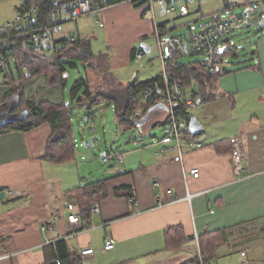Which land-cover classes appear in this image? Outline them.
<instances>
[{
  "label": "crops",
  "instance_id": "1",
  "mask_svg": "<svg viewBox=\"0 0 264 264\" xmlns=\"http://www.w3.org/2000/svg\"><path fill=\"white\" fill-rule=\"evenodd\" d=\"M203 2L188 0L186 14H173L175 20H188L181 26L186 31L181 35L204 26L192 29V23L202 15ZM234 6H240L242 12H259L264 10V0H224L212 21L217 15L221 19V13L226 17L235 14ZM154 14L157 22L155 7ZM80 19L70 23L73 27L65 31L66 37L55 38L57 31L53 34L55 42L68 40L75 32L90 41L92 65L78 64L82 72L76 79L85 77L91 90L100 88L109 78L122 83L139 81V71H131L133 55L153 34L144 5L134 7L123 2L108 7L98 17V24L93 16ZM256 39L249 64L240 70H223L226 56L222 59L220 69L224 73L218 79L215 100L199 104L192 113L202 132L192 140L183 138L180 153L174 142L158 143L163 134L151 145L125 154V158L123 155V168L106 178L107 196L100 202V213L92 218L97 227L76 236L66 235L71 228L64 219L63 207L65 201H76L67 192L79 183L74 187L65 179L71 177L75 161L61 164H72L63 166L70 170H65L61 179L58 165L42 158L49 125L43 123L27 132L0 133V264H55V245L60 241L66 242L71 253L92 248L93 256L82 259L87 264H162L176 253L182 257L172 264H189L194 254L184 250L188 240L219 231L227 232L228 242L216 249L212 264H264V31L259 30ZM225 41L223 46H227ZM54 86L47 85L45 77L39 75L23 82L22 89L26 98L38 102H66L65 88ZM9 91L10 86L2 85L0 100ZM162 117L159 114L148 123L153 127ZM236 136L242 140L244 165L250 174L242 181H235L229 154L230 141ZM190 141L203 147L192 148ZM161 147L166 151L157 153ZM113 167L111 164L109 168ZM194 169L199 171L197 179L188 175ZM64 179L69 186L64 185ZM6 190L22 195L12 198ZM168 190L178 202H171ZM187 195L192 196L190 202L185 200ZM55 215L60 218L56 228L43 230L53 224ZM169 229L180 230L184 242L179 249L166 252L163 249ZM107 237H112L115 245L102 252ZM184 252L188 254L183 257Z\"/></svg>",
  "mask_w": 264,
  "mask_h": 264
},
{
  "label": "trees",
  "instance_id": "2",
  "mask_svg": "<svg viewBox=\"0 0 264 264\" xmlns=\"http://www.w3.org/2000/svg\"><path fill=\"white\" fill-rule=\"evenodd\" d=\"M77 0H20L19 5L15 7V12L20 13L31 8H35L40 16V19L47 22L50 11L61 5L74 3ZM100 6L102 0H90ZM131 3L134 7L144 5L142 0H120ZM113 3V0H109ZM114 6V5H111ZM110 6V7H111ZM253 11V10H251ZM219 16H214V21H217ZM146 39V38H145ZM145 39H142L144 41ZM89 40L79 38L70 42L69 40L54 41L57 51L48 56L46 54L33 55L31 63H27V72H22L19 65L9 69L4 80L6 86H10V91L2 96L0 100V118L3 114L10 111L9 114L16 115L24 112L26 114L23 120L7 119L0 120V133L20 130L27 132L39 125L45 123L50 127V135L44 146L42 158L50 163L57 165L71 163L76 160V140L72 130V113L73 108L67 102L60 104H52L48 102H38L36 98H26L22 89L23 82L30 78L42 75L46 79L49 86L60 85L64 87L67 80L68 69L76 68L78 64L85 67H91L93 53ZM229 50L220 55L221 60L229 55L230 46L228 41H225ZM135 53V52H134ZM26 54L22 55L23 61ZM173 63L168 68L171 74L177 81L181 83L183 88L198 98L199 104L209 103L216 98L217 82L220 76L224 73L220 67L213 73L205 72L197 62L182 63L177 55L170 57ZM0 71H2L0 69ZM13 71L18 74L14 79ZM3 72V71H2ZM27 74L30 78H27ZM163 87V80L161 75L145 81H132L131 83L116 82L115 79L109 78L104 81L101 87L91 90L87 84L86 78H77L72 87V96L76 105L85 110L92 108L99 109L100 106H112L115 117L119 122L128 121L126 112L131 110L134 105L141 107L145 112L153 106V103H143L138 100V95L144 88H150L154 92H158ZM155 99V98H154ZM104 106V107H105ZM182 104H178L177 112L180 117L189 120L192 113L182 112ZM93 113H88L90 117ZM162 115L157 123L161 126L165 125L166 114L158 112L149 120L152 123L153 118L157 115ZM94 116V115H93ZM130 122V121H128ZM133 125L132 122H130ZM134 126V125H133ZM191 140L194 138L188 134ZM117 152V151H116ZM123 155V154H122ZM107 179L102 180H81L79 185L74 189L68 191V195L76 199L77 204L81 210V216L86 226H90V218L88 212L90 206L97 202L100 204L107 196L105 187ZM101 206V204H100ZM182 232L178 229H169L166 233V244L163 250L172 251L177 250L183 244ZM200 249L205 262L211 264L212 260L216 257V249L228 242L226 231L207 232L198 237ZM57 251V262L59 264H84L83 258L79 254L71 253L68 250L65 241L57 242L55 245ZM189 264H198L195 256H192L188 262Z\"/></svg>",
  "mask_w": 264,
  "mask_h": 264
},
{
  "label": "built area",
  "instance_id": "3",
  "mask_svg": "<svg viewBox=\"0 0 264 264\" xmlns=\"http://www.w3.org/2000/svg\"><path fill=\"white\" fill-rule=\"evenodd\" d=\"M144 2L145 14H149L153 23V35L155 36V49L158 51L159 60L161 62V77L163 87L156 93L150 88H144L138 95V100L143 103L151 102L153 106L161 103L166 107L165 123L168 125L164 136L158 142L160 144H170L174 142L177 151L180 153L183 138H188L190 134L188 122L184 117H180L177 109L178 104H182V112L191 113L199 105L198 98L186 91L181 83L177 81L168 72V68L173 64L170 60L172 55H177L179 58L186 56H196L198 65L207 73H213L220 67L222 62L219 54V49L223 46V42L227 36L241 30L253 29L259 25V20L264 16V10L259 12L247 11L239 14H230L225 19H218L210 24L204 25L198 31L187 35L169 36L167 24L160 25L155 20L154 7L160 6L166 14H186L188 0H142ZM126 1L102 0V4L98 6L90 0H77L74 3L56 6L50 13L47 22L40 19V16L35 8L15 13V15L0 24V69L8 71L9 69L19 65L22 72H27V63H31L33 55L46 54L48 56L54 54L58 49L54 44L53 34L57 28L64 23H75L80 18L93 16L96 18L95 24L99 23L98 17L100 14L111 5H117ZM102 26L101 24L99 25ZM79 38L78 33H73L69 37L70 42H74ZM186 47V48H185ZM26 54L24 59L22 55ZM146 52L141 48L135 50L133 61L140 64ZM155 98V99H154ZM146 113V112H145ZM144 116V111L141 107L134 105L131 110L126 112V118L130 122L137 121ZM189 146L195 149L202 148V144L189 142ZM165 148L161 147L157 153L165 152ZM230 158L235 181H242L250 176L249 171L244 165V151L242 140L236 136L230 141ZM105 159L110 162L123 163V155L119 152H108ZM194 179L199 177L198 169L191 170L188 173ZM7 194L12 198L20 197L21 192L6 190ZM171 195V202H178L179 199L172 193L171 190L166 192ZM190 195H187L185 200L190 202ZM65 210V221L67 226L71 228V232L66 234L76 236L81 232L90 229H95L97 225L93 221V217L100 213L101 206L95 202L90 206L88 216L90 226H86L82 219V214L79 205L76 201H65L63 203ZM59 216L52 217L53 224L49 223L43 230H54L55 222L59 220ZM102 224V226H104ZM65 235V236H66ZM115 241L112 237H107L102 248V252H107L113 249ZM191 249L192 254L197 258L198 264H207L200 249L198 237L188 240L187 246ZM92 248H86L79 252L80 258L93 256ZM175 255H178L176 253ZM174 256V255H173ZM178 257V256H176ZM59 264V262H57ZM212 264V263H211Z\"/></svg>",
  "mask_w": 264,
  "mask_h": 264
},
{
  "label": "rangeland",
  "instance_id": "4",
  "mask_svg": "<svg viewBox=\"0 0 264 264\" xmlns=\"http://www.w3.org/2000/svg\"><path fill=\"white\" fill-rule=\"evenodd\" d=\"M203 1L204 2L201 12L202 15L199 16L198 19L194 21V23H192V25L194 26H192V29L194 28V30H197L201 24L205 25L213 22V14L215 12H219L222 9L224 0ZM19 3L20 0H0V24H2L5 20L11 19L15 15V7L19 5ZM155 11L158 23L166 22L170 19V21L167 23V28L170 30L171 28L175 27L168 34L179 36L186 33V31L182 29L181 26L183 24H186L188 20L184 21V18L175 20L173 14H164V11L160 6H155ZM241 12L242 8L240 6H234L232 9V13L238 14ZM226 15L227 14L225 13H221V19H225ZM72 27L73 24L70 23H64L60 25L57 28V35L55 33L54 37H66L65 31L67 32V29ZM61 28L62 32L59 31V29ZM247 30L249 31L244 32L245 30H241L227 36L231 51L229 55L224 58L223 70L227 72H235L240 70L243 66L249 64V58L251 53L253 52L252 49H254L255 42L257 41V39L253 40V38L258 35L259 30L264 31V28H261L258 25L253 29ZM145 41L146 45L150 46L151 51L144 55L143 59L140 61V64L133 61L131 66V71H134V73H137V71H139V81H145L154 78L161 75L162 73L158 51L154 48L156 43L155 36L151 34ZM199 59L200 58L196 56H186L180 58V62L194 63L198 62ZM2 71H0V87L2 85H5L4 80L7 74L6 71ZM78 72H82L81 65H78L73 69H68L66 78L67 82L62 88H65V91H63V93L66 102L73 108L72 130L77 141L76 152L79 151V153L81 154H77L76 160L73 164L74 168L75 166L77 167V170L74 171L73 166L71 167L73 168L71 171V177H68V175L65 177L64 173L65 170L69 171L70 167H63L68 166L69 164L58 165V174L61 176V179L63 176L67 181H72V185L74 187L85 178L90 180H101L108 177H113L114 175L118 174L119 170L123 168V164H120L119 162H110L105 159V155L108 152H120L124 155L125 158V154H130V152L149 146L155 140L160 139L166 132L168 127L166 123L163 126L157 124L153 127L148 123L142 129H138L136 126L131 125V123L128 121H117L114 110L108 106H105V104L100 106L99 109L92 108L89 110H85L84 108L78 107L74 102V99L72 100L71 96L72 87L74 85ZM13 75L14 79L18 77V74L14 71ZM27 87L31 88L28 82ZM195 109L193 111H195ZM193 111L191 113H193ZM88 113L93 114L89 117ZM92 137L95 138V140L93 141V146L85 148L82 142L88 143L90 138ZM193 137L195 138L196 136ZM111 164L114 165L113 168H109ZM65 179L64 185L67 184L69 186L70 183ZM184 250L189 253L191 252V249L188 247H186ZM186 252H184L183 257L184 255L188 254ZM179 256L182 257V254L174 255L172 259L168 258L166 260H163L162 264H172L173 262H176V259H181H178ZM151 263L152 262L145 264ZM84 264H87V262H84ZM131 264L138 263L133 262Z\"/></svg>",
  "mask_w": 264,
  "mask_h": 264
},
{
  "label": "water",
  "instance_id": "5",
  "mask_svg": "<svg viewBox=\"0 0 264 264\" xmlns=\"http://www.w3.org/2000/svg\"><path fill=\"white\" fill-rule=\"evenodd\" d=\"M259 26L261 28H264V18L259 20ZM202 27L203 26H201V28ZM139 47L142 50H144L146 53H149L151 51L150 46L144 44L143 42L140 44ZM227 51H228V47L227 46H222L219 49V54L223 55ZM26 77L30 78V75L27 74ZM158 111H166V107L163 104H161V103L155 104L154 106L150 107L146 111V113L144 114V116L141 119L132 122L133 125L136 126L138 129H142L146 124H148V122H149L150 118L152 117V115L154 113L158 112ZM25 117H26V114L24 112H22V114H19V115L16 114V115L10 116L9 118H7V120H9V121L18 120V119L23 120V119H25ZM188 129H189V132H190V134L192 136L199 135L202 132V130H203V128H202L201 124L199 123V121L197 120V118L193 117V116L190 117V119H189ZM93 141H94L93 139H90L88 143L82 142V144L85 146V148H88L90 146H93Z\"/></svg>",
  "mask_w": 264,
  "mask_h": 264
},
{
  "label": "flooded vegetation",
  "instance_id": "6",
  "mask_svg": "<svg viewBox=\"0 0 264 264\" xmlns=\"http://www.w3.org/2000/svg\"><path fill=\"white\" fill-rule=\"evenodd\" d=\"M10 113V111H7V113H5V114H3L2 116H1V118L0 119H7V118H9L10 116H12L11 114H9ZM20 113H18V115H19ZM22 114V113H21Z\"/></svg>",
  "mask_w": 264,
  "mask_h": 264
}]
</instances>
